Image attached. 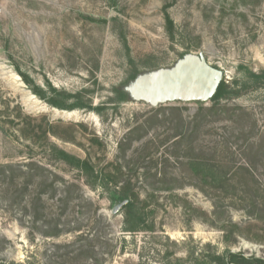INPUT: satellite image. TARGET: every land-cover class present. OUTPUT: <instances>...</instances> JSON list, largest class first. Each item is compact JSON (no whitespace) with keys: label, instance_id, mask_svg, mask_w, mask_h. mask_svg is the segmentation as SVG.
<instances>
[{"label":"rangeland","instance_id":"obj_1","mask_svg":"<svg viewBox=\"0 0 264 264\" xmlns=\"http://www.w3.org/2000/svg\"><path fill=\"white\" fill-rule=\"evenodd\" d=\"M186 54H202L237 90L264 71V0H0V92L9 99L8 111L0 103V263L85 264L63 260L80 234L100 238L104 264H174L206 246L264 259V211H245L251 196L264 208V86L222 101L225 111L194 134L187 122L209 102L116 101L114 91L134 74L170 68ZM15 76L32 95L33 88L47 98L50 88L82 93L104 110L28 100ZM180 118L182 130L174 124ZM191 142L194 150L185 151ZM50 144L145 201L154 232H122L123 201L91 189L48 154ZM198 157L224 164L228 183L251 189L250 197L200 190L203 181L188 168ZM6 165L17 169L13 184Z\"/></svg>","mask_w":264,"mask_h":264},{"label":"trees","instance_id":"obj_2","mask_svg":"<svg viewBox=\"0 0 264 264\" xmlns=\"http://www.w3.org/2000/svg\"><path fill=\"white\" fill-rule=\"evenodd\" d=\"M164 19L166 23V28L170 31L173 28V23L171 19L169 18V15L164 10ZM119 35V34H118ZM120 39L121 44L125 46V38L122 35L118 36ZM138 74H134L132 76V80L135 79V77ZM19 76L24 81L26 85H29V81L27 80L26 76L19 73ZM237 84L236 82L234 83ZM258 86H264V71L260 73H251L248 75V80L245 82L237 84L238 89L234 90V87L228 86L224 80L221 81L219 84L214 96L209 101L210 106L208 108L201 107L199 110V113L193 117V119L190 122H187L189 125L193 126V129L191 132L193 134L198 131L201 127L206 125V123H210L211 119L213 121L214 117L219 116V113H223L225 111L226 106L221 105L222 101L227 100L228 98L233 97H239L240 93L243 91H246L247 89L251 88H258ZM82 92L88 93V90H83ZM33 95L37 96L40 100L46 101L47 104L50 106L57 108L59 110H74V109H87L89 111H92L96 113L97 115H100L101 112L104 110V106H92V104L88 101H85L83 99L82 93H78L75 95L67 94L65 92H58L54 88H50V94L51 97L47 98L45 92H43L41 89H32ZM114 93L116 94V101L123 102L128 100L127 95L122 90H115ZM71 101V102H69ZM9 102V99L1 97L0 92V103L6 104L5 109L8 111L9 105L7 103ZM17 107V106H16ZM19 111V118L23 121L22 123L26 124L25 122L29 121L30 119L23 116L21 114V111L17 107ZM177 111V109H175ZM6 111V112H7ZM180 116V115H179ZM181 117V116H180ZM172 123L174 121H171ZM13 123L11 121L8 122ZM184 120L179 119L178 121H175L174 124L178 126L179 130L185 129L184 128ZM30 124V123H29ZM29 124H27L29 126ZM188 129V128H187ZM49 132H46L43 134V138L48 136ZM180 133V131H179ZM181 135L182 139H186L190 136H186L185 134H179ZM185 151L191 152L193 151V145L192 142L188 145L185 144L184 147ZM48 154H50L55 160L62 161L63 163L67 164L71 168L78 170L81 172L85 179L86 184L91 189H96L99 187L103 192H112L113 199H116V202H122L127 201V204L122 210V232L134 234L136 232H154V224L153 221L148 222L149 216L151 215L150 212L146 211V202L139 199L137 195L131 194V191L129 188H123L120 190H114V188H110V183L108 180L110 179L111 175L108 172L107 174L102 175V172L98 173L95 170L94 165L89 160H81L75 156H72L65 151L58 149L54 145L50 144L47 148ZM219 163V162H218ZM188 168L192 175L196 176L200 180L203 181L202 185L200 186V190H202L203 187H207L209 190L213 191L216 194L221 195H231L229 192V189H233L236 191L237 189H240L241 193H243L245 196L250 197L251 189H248L246 187L240 186V188L233 186L228 183V181L225 179L226 171L224 170V164H214L211 161L204 160L200 157L198 158H192L188 162ZM247 172H249L248 168H244ZM5 175L10 182V184H13L15 181V178L17 177L15 175L16 167H13L11 165H6L4 167ZM27 186V185H24ZM257 191L255 189V193L257 194ZM250 202H252L251 207L249 209L245 208L246 213L249 215L259 214V212H263L264 208H261V206L258 205L257 199L252 197L250 198ZM264 213V212H263ZM75 244L77 243L76 247H74L72 250L69 251L68 256H64L63 259L65 262L68 260L75 261L78 258H84L85 264H104L106 260L104 259L103 254L99 253V250H96L97 246L101 248V243H99L100 238L99 237H89V236H83L78 235L76 236ZM124 242V241H123ZM99 244V245H97ZM97 245V246H96ZM101 246V247H100ZM73 245H66L65 248H72ZM208 250L198 252L196 255L194 252H190L188 255V259L186 261L180 260V259H174V264H264V259L257 258L254 256L246 257L242 253H232L229 249L224 250L222 253H218V251L210 246H206ZM3 264V263H0ZM9 264H15V263H9ZM28 264V263H27ZM58 264V263H55Z\"/></svg>","mask_w":264,"mask_h":264},{"label":"water","instance_id":"obj_3","mask_svg":"<svg viewBox=\"0 0 264 264\" xmlns=\"http://www.w3.org/2000/svg\"><path fill=\"white\" fill-rule=\"evenodd\" d=\"M222 80V71L211 66L202 54H186L170 68L137 75L122 91L130 101L152 108L176 102L204 104L211 100ZM126 204L123 201L116 210Z\"/></svg>","mask_w":264,"mask_h":264},{"label":"bare ground","instance_id":"obj_4","mask_svg":"<svg viewBox=\"0 0 264 264\" xmlns=\"http://www.w3.org/2000/svg\"><path fill=\"white\" fill-rule=\"evenodd\" d=\"M15 78H16V80L19 81L18 77L15 76ZM19 87L23 89L22 93L24 94L26 99L36 101L35 97L29 91H27V89H25V87L23 86V84L20 81H19Z\"/></svg>","mask_w":264,"mask_h":264}]
</instances>
